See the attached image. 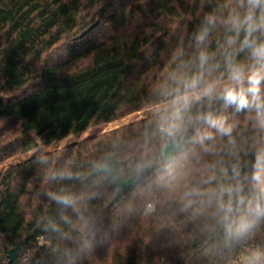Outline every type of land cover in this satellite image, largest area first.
Listing matches in <instances>:
<instances>
[{
	"label": "trees",
	"instance_id": "1",
	"mask_svg": "<svg viewBox=\"0 0 264 264\" xmlns=\"http://www.w3.org/2000/svg\"><path fill=\"white\" fill-rule=\"evenodd\" d=\"M231 2L0 0V162L155 105L174 49L194 57L203 17ZM222 34L212 32L211 49ZM213 110L240 121L234 135L243 147L253 134L244 114L219 103ZM156 123L153 112L0 171V264H11L8 250L23 238L20 264H246L242 257L264 252V220L246 239L225 243L194 214L199 203L182 210L184 185L197 183L212 157L190 133L166 161ZM112 160H125L115 169L123 178L149 162L153 169L113 201L109 178L88 177ZM52 171L73 178L48 179ZM59 191L76 198L74 209L49 199ZM147 203L153 208L143 213Z\"/></svg>",
	"mask_w": 264,
	"mask_h": 264
},
{
	"label": "clouds",
	"instance_id": "2",
	"mask_svg": "<svg viewBox=\"0 0 264 264\" xmlns=\"http://www.w3.org/2000/svg\"><path fill=\"white\" fill-rule=\"evenodd\" d=\"M218 27L222 38L211 49L210 36ZM192 41L195 56L178 44L174 69L157 85L156 126L166 160L174 158L190 133L202 153L212 157L199 170L198 182L184 185L182 210L199 203L194 214L207 218L205 229L221 231L230 243L249 237L264 220V0H232L226 11L205 15ZM217 103L244 114L253 134L243 147L234 135L240 121L217 115ZM242 151L251 158L242 161ZM72 178L71 173L48 174V179ZM47 195L64 208L76 206V198L66 192ZM246 264H264V252L251 253Z\"/></svg>",
	"mask_w": 264,
	"mask_h": 264
},
{
	"label": "water",
	"instance_id": "3",
	"mask_svg": "<svg viewBox=\"0 0 264 264\" xmlns=\"http://www.w3.org/2000/svg\"><path fill=\"white\" fill-rule=\"evenodd\" d=\"M160 153L162 155L163 148H162ZM162 157L164 158L163 155H162ZM166 161H169V160H166ZM124 163H125V160L106 161V162L100 164L98 167H96L88 175V177H91V176L96 175L98 173H103L107 178H109L111 180V186L115 187V192L113 195V201L117 200L120 196H122L127 191L132 189L140 180L145 178L153 169V163L149 162L145 166H143L140 170H138L136 173H134L133 175H131L127 178H123L121 176L116 175L115 169L117 167H120ZM25 241H26V239L23 238V239L19 240L14 246L9 248L8 253H7V258H8L9 263L20 264L19 252H20V249H21V247Z\"/></svg>",
	"mask_w": 264,
	"mask_h": 264
},
{
	"label": "rangeland",
	"instance_id": "4",
	"mask_svg": "<svg viewBox=\"0 0 264 264\" xmlns=\"http://www.w3.org/2000/svg\"><path fill=\"white\" fill-rule=\"evenodd\" d=\"M154 107H155V105L147 107L145 109H141L139 111L130 113V114H128L122 118L113 120V121L105 123V124H100V125L95 126V127H90V128H88V129H86V130H84L78 134H75V135L67 136V137H65V138H63L57 142L50 143V144H41L39 147L31 149L25 153H20L18 155L13 156V157L4 159L0 162V171L4 170L6 167H8L10 164H12L14 162L22 161L26 158L35 157L39 154H42L45 151L57 149V148L63 146L64 144H66L68 142H73L75 140L82 139L83 137H86V136L97 135V134L101 133L102 131L114 128L116 126L122 125V124L127 123V122L132 121V120L139 119L140 117L147 116V115L155 112ZM241 259L246 261V259L244 257H242Z\"/></svg>",
	"mask_w": 264,
	"mask_h": 264
},
{
	"label": "built area",
	"instance_id": "5",
	"mask_svg": "<svg viewBox=\"0 0 264 264\" xmlns=\"http://www.w3.org/2000/svg\"><path fill=\"white\" fill-rule=\"evenodd\" d=\"M153 208L152 204L151 203H147L143 209V213H146V212H149L151 209ZM25 256L22 257V259H24ZM37 262V260H36ZM42 264V263H40ZM235 264H239L238 262H236Z\"/></svg>",
	"mask_w": 264,
	"mask_h": 264
}]
</instances>
